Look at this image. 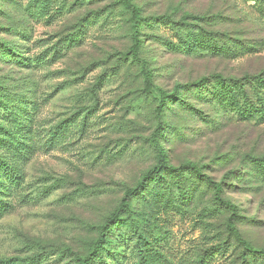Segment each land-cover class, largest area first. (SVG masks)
<instances>
[{
  "label": "rangeland",
  "instance_id": "374dc122",
  "mask_svg": "<svg viewBox=\"0 0 264 264\" xmlns=\"http://www.w3.org/2000/svg\"><path fill=\"white\" fill-rule=\"evenodd\" d=\"M44 1L0 0V264H77L147 174L94 264H138L129 220L156 239L153 264L239 263L230 211L187 165L264 250V119L215 98L264 80V0Z\"/></svg>",
  "mask_w": 264,
  "mask_h": 264
},
{
  "label": "trees",
  "instance_id": "16d2710c",
  "mask_svg": "<svg viewBox=\"0 0 264 264\" xmlns=\"http://www.w3.org/2000/svg\"><path fill=\"white\" fill-rule=\"evenodd\" d=\"M52 0H45L44 5L41 7L43 9L50 10ZM125 4L129 7L132 13V19H133V25H134V32H137V27L135 24H138L139 17L137 10H135L132 6H130L128 1H125ZM41 14H45V11L42 12ZM195 34V33H194ZM188 35V34H187ZM202 40H205V34L202 32L200 35L195 34ZM179 39H183L186 35H178ZM207 42V41H206ZM209 47V45H208ZM211 47V46H210ZM209 47V48H210ZM221 79H218V81ZM230 82V81H228ZM218 84V83H217ZM250 84L251 86V91L254 88H262L264 89V80L257 76L252 80L250 77H245L242 82L237 83L234 82L233 85L229 84H218L220 86L218 87H223L225 88V92L221 95V93H216L215 98H217L216 102L218 104H221V107L226 106V103L224 102L225 95L228 96V98L231 100H240V103L237 104V107L234 108V113L239 119H264V103L262 99L257 98L256 103H251L249 101V96L246 94L245 91V85ZM222 96V98H221ZM174 97L172 95H166L163 93H160V100L158 102V108H159V114L161 113L162 109L164 108V103L167 102V100H172ZM228 102V100H227ZM235 102V101H234ZM233 102V104H234ZM160 128V127H159ZM158 129V128H157ZM158 132V131H157ZM161 150V149H159ZM256 168L258 172H260L261 175L260 177H264V158L261 159L259 162L256 164ZM4 167V165H2ZM165 168V167H163ZM186 169L189 168L192 171V174L196 177L197 181L202 182L207 184V186H210L212 188V191L214 193V199L221 205L227 208L230 211V216L228 218V227L229 231L231 233V236L234 238L236 243L240 245V247L243 249L241 255H240V261L237 264H264V250H254L252 249L239 235L237 228L235 227V220L237 218V208L236 206L224 200L222 198V192H223V187L220 183H217L212 180V178L209 177H204L203 175L199 174V171H197L193 166L187 165L184 167H181L180 169ZM169 169L170 173L172 175H178L179 170L177 169ZM152 175L147 174L140 182L139 184L134 188V189H128L125 191L124 196L121 200L119 208L112 213L101 225L98 231V236L97 238L91 243V246L88 250V253L84 257H75V261L77 264H94L97 262V260L100 258V255L102 252L106 249V245L108 242V239L112 236L113 231L121 229V223H123V220L121 219V213H128L129 211V203L132 199H135L136 196L144 190L145 187H147V184L149 183L148 180ZM175 177V176H174ZM128 224L130 225V229L136 232L137 238H136V244L134 249L136 250L137 253V258H138V264H153L156 262L158 259V251H156L154 245L156 239L150 235H143L140 233L137 229V225L133 220H129ZM211 250V249H210ZM217 253L222 252L220 247H217L216 250ZM212 251L205 252L202 257L199 258L197 264H202L206 258L210 257Z\"/></svg>",
  "mask_w": 264,
  "mask_h": 264
}]
</instances>
